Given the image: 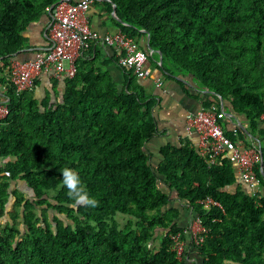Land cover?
Wrapping results in <instances>:
<instances>
[{
  "label": "trees",
  "instance_id": "16d2710c",
  "mask_svg": "<svg viewBox=\"0 0 264 264\" xmlns=\"http://www.w3.org/2000/svg\"><path fill=\"white\" fill-rule=\"evenodd\" d=\"M56 1L0 0V100L9 111L0 120V157L8 158L0 167V264H264L262 194L231 192L229 159L208 168L191 145L164 146L154 166L144 147L157 133L154 100L131 70L119 66V84L106 63L82 55L75 75L63 80L60 101L16 94L11 61L26 47L28 25L51 16ZM108 1L120 31L149 34L156 70L190 75L200 92L211 93L204 108L226 100L247 117L264 160L257 124L264 112V0ZM218 122L232 140L245 142ZM65 167L78 172L96 207L74 206L60 183ZM254 172L262 186V170ZM12 182L25 189H10ZM164 187L206 231L200 244L189 241L193 260L172 249L170 234L183 228ZM206 196L219 206L199 204Z\"/></svg>",
  "mask_w": 264,
  "mask_h": 264
},
{
  "label": "built area",
  "instance_id": "2783aa9c",
  "mask_svg": "<svg viewBox=\"0 0 264 264\" xmlns=\"http://www.w3.org/2000/svg\"><path fill=\"white\" fill-rule=\"evenodd\" d=\"M96 0H57L51 9L52 19L49 23L50 45L46 50L37 51L33 58L13 60L10 64V77L16 94L33 91L36 79L47 74L56 80L72 78L76 73L77 60L89 49L92 42L114 47L119 50L117 62L119 66L131 70L136 77L149 78L152 71L148 64L149 52L139 48L136 39L122 31L100 33L90 26L88 11ZM158 86L162 83L155 80ZM6 101H0V120L8 114ZM223 110L214 106L210 109L201 107L186 117V131L198 137V154L208 168L227 157L237 167L239 176L250 189V195L259 197V178L254 172L256 164L264 168V160L260 154L259 142L251 145L237 143L228 137L218 122L223 119ZM264 123V112L260 114ZM203 207L219 203L206 196L198 200ZM206 233L200 218L195 216L182 231L170 234L172 249L179 258L187 257L185 237L188 235L193 245L200 244ZM183 236V237H182ZM192 245V244H191Z\"/></svg>",
  "mask_w": 264,
  "mask_h": 264
},
{
  "label": "crops",
  "instance_id": "0c3cea01",
  "mask_svg": "<svg viewBox=\"0 0 264 264\" xmlns=\"http://www.w3.org/2000/svg\"><path fill=\"white\" fill-rule=\"evenodd\" d=\"M106 2L109 1L96 0L90 5L88 11L89 22L93 30L100 33H113L120 29L113 23L112 18L114 14L109 13ZM51 19L52 16L43 13L37 21L28 25L24 31L26 47L23 49V53L18 54L13 60L31 59L37 51H43L49 47L51 39L48 26ZM134 38L139 48L148 51L146 35H136ZM119 53V50L116 48L95 41L90 44L89 49L83 54V58L94 59L98 64L106 63V69L110 72L113 80L121 84L124 81V73L117 62ZM150 53L151 50H149V54ZM148 64L152 71V76L149 78L136 77V82L141 84L145 88L149 98L154 100L152 115L156 121L157 133L145 143L144 147L149 155L150 162L156 166L163 160L161 148L164 146L169 145L171 147L180 148L183 145H191L195 151L198 152V137L195 133H188L186 131V117L189 113L203 107V102L206 99H213L210 98V92L199 91L197 84L192 80L190 75L176 74L174 76L165 77L152 66L150 59ZM156 79L161 81V86L156 84ZM35 82L36 84L32 91L35 98L41 100L48 96L51 101L61 100V95L64 90L63 80H56L47 74H42ZM53 87H55L56 92H54ZM213 106L215 107V105ZM217 110H223L225 114V117L222 119V124L227 131L235 135H237V132L244 135L245 142L236 141L237 143L248 146L253 142H259L252 136L250 121L244 114L235 112L229 102L221 100L220 107ZM257 124L259 128H264V123L260 120L257 121ZM7 160L8 158L0 157V167H2ZM232 166L234 168L236 180L235 183L229 187V190L234 192L236 188L239 187L244 192L250 193L249 187L242 182L237 167L234 164H232ZM255 168L260 169V164H256L254 169ZM262 172L264 174V168H262ZM12 188L23 190L25 189V184L23 182H12L10 189ZM163 190L172 197L169 206L178 209L179 214L176 219L178 226L181 228L188 226L193 218L191 209L185 207L184 203L176 198L173 189L164 187ZM258 190L264 197V183L262 186L259 185ZM185 240L186 246L188 247L187 256H189L190 260H193L195 249L189 244L190 240L188 235L185 237Z\"/></svg>",
  "mask_w": 264,
  "mask_h": 264
},
{
  "label": "clouds",
  "instance_id": "9594fccd",
  "mask_svg": "<svg viewBox=\"0 0 264 264\" xmlns=\"http://www.w3.org/2000/svg\"><path fill=\"white\" fill-rule=\"evenodd\" d=\"M60 172L62 173L61 186L66 188L67 196L74 206L96 207L98 205V201L89 196L78 172L68 167L61 169Z\"/></svg>",
  "mask_w": 264,
  "mask_h": 264
},
{
  "label": "water",
  "instance_id": "95a60500",
  "mask_svg": "<svg viewBox=\"0 0 264 264\" xmlns=\"http://www.w3.org/2000/svg\"><path fill=\"white\" fill-rule=\"evenodd\" d=\"M108 1V0H107ZM112 11H113V14H115V5L114 4H112ZM144 33L146 34V37H147V48H148V50H151L152 51V49H151V47H150V45H149V34L146 32V31H144ZM157 53L160 55V57H159V60H160V62H161V60H162V55H161V53L159 52V51H157ZM261 158H262V156H261ZM263 159V158H262Z\"/></svg>",
  "mask_w": 264,
  "mask_h": 264
},
{
  "label": "rangeland",
  "instance_id": "374dc122",
  "mask_svg": "<svg viewBox=\"0 0 264 264\" xmlns=\"http://www.w3.org/2000/svg\"><path fill=\"white\" fill-rule=\"evenodd\" d=\"M117 219L119 220L120 223H125L126 221L125 216H117ZM157 233H159V231ZM159 239H160L159 237L155 239L153 246H157Z\"/></svg>",
  "mask_w": 264,
  "mask_h": 264
}]
</instances>
